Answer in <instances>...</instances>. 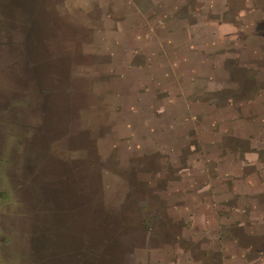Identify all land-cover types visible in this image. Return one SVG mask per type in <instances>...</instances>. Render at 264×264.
Masks as SVG:
<instances>
[{"label": "rangeland", "instance_id": "rangeland-1", "mask_svg": "<svg viewBox=\"0 0 264 264\" xmlns=\"http://www.w3.org/2000/svg\"><path fill=\"white\" fill-rule=\"evenodd\" d=\"M258 149L264 0H0V264H62L68 241L82 264H222L205 202L223 227L264 209L229 186L264 177ZM223 230L257 264L264 233Z\"/></svg>", "mask_w": 264, "mask_h": 264}, {"label": "crops", "instance_id": "crops-1", "mask_svg": "<svg viewBox=\"0 0 264 264\" xmlns=\"http://www.w3.org/2000/svg\"><path fill=\"white\" fill-rule=\"evenodd\" d=\"M53 99L54 98L45 99L44 111H45L46 116L44 118L45 120L43 122V125L45 126L47 133H55L54 129L56 130V128H54V126L51 125V122L48 125L49 117H51V120H53V118L56 117L57 113H58V116L60 115V117L62 114L61 104L55 103L57 100L55 101ZM235 135L237 136L238 134L235 133ZM236 138H241V137L237 136ZM253 138L254 137H252V140ZM259 152H260L259 149L257 151L256 150L252 151L251 153L252 158L250 159L251 160L250 164L263 167L264 163L258 164L259 162L257 161ZM38 154L39 153H37L36 157H39ZM248 158L249 157L247 155L246 159L248 160ZM260 175L261 174L254 172L253 174L240 180L241 182H239L238 180H235L233 183H230L229 186L231 188V191L233 192V196L234 197L243 196V198L244 196H248L250 201L251 200L254 201L256 197L260 196L261 194H264V177L259 178ZM218 176L221 181L227 180L224 174L220 173ZM208 193L209 192H207L206 194ZM208 198L209 199L205 202V206H206L205 209L206 211L210 212V214H208L209 216L207 214H204L201 217L202 218L201 223L204 225L203 226L204 229H202V231L204 233H208L212 235V237L208 239L211 241L213 240L211 244H214L216 248L218 247L221 253L223 254L222 264H247L245 254L249 251L255 250V248L253 247L243 248L241 245L235 243L237 245H236V248H233L234 249L233 250L231 248L226 247V245H222L223 242L221 239V235L222 233L223 234L225 233L223 229H226V230L228 229L227 233H229L230 237L234 240L238 239L239 236L243 234L250 233L252 230L256 231L257 233H264V209H261L260 205L258 204L259 203L258 200L260 199V197H258L257 201H254L256 203H253L252 207L249 209V213H247L248 211L246 212L247 216L246 215L245 216H246V219L248 217L249 221L246 219L244 220V218L242 217L243 216L242 214L245 213V209L244 211L235 210L238 215V221H236L235 224L229 225L231 227L227 225L223 227L220 225V222L216 220L217 218L216 210L218 209H215L216 207H214L213 209V207L211 206L214 204L213 201L217 200V202L218 201L222 202V200L224 199V195L216 196L213 194V195H209ZM246 205H249V203H246ZM196 217H199V215H197ZM234 242H237V241H234ZM204 248H207V247H204ZM207 250H209V248H207ZM260 251L262 253H259L258 255L257 264H264V259H261V256L262 255L264 256V244H262Z\"/></svg>", "mask_w": 264, "mask_h": 264}, {"label": "trees", "instance_id": "trees-1", "mask_svg": "<svg viewBox=\"0 0 264 264\" xmlns=\"http://www.w3.org/2000/svg\"><path fill=\"white\" fill-rule=\"evenodd\" d=\"M62 178L64 179V177L62 176ZM63 183H62V215H63V213H65L66 212V210H65V208H67L68 207V205L65 203V201H64V197H63V195H64V187L68 184V182H67V180L65 181H62ZM65 185V186H64ZM62 220H65V217H63L62 216ZM89 222V224H90V222L91 221H88ZM86 225H87V222L85 223ZM63 232V231H62ZM66 232V231H65ZM65 234V233H64ZM69 235V234H68ZM81 236H83L82 237V240L83 241H85L86 242V244H87V242L89 243L90 242V237H91V235H90V233L89 234H86V235H83L82 233H81ZM92 236L94 237V235L92 234ZM89 239V240H88ZM81 240V241H82ZM72 241H73V238H72ZM109 241L108 240H105L104 242H103V244H104V248H102V251L100 250V253H105V252H107V250H105L106 248H108V246H109ZM66 246L67 247H65V253H64V250H62V264H64V262H68V263H71V262H73L74 264H82L81 262H79L78 260H80V259H78L79 258V249H77V247H76V245H73L72 244V242L71 241H68V243H66ZM88 250H90V252L88 253V257L90 258V257H93V258H95L96 257V251H94V249L92 250V249H88ZM82 251H87L86 250V248H84V250H82ZM86 258V257H85ZM92 258V259H93Z\"/></svg>", "mask_w": 264, "mask_h": 264}]
</instances>
